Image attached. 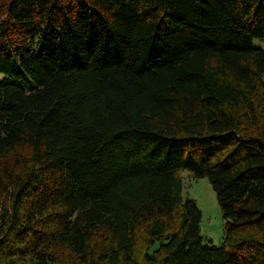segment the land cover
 <instances>
[{"label": "trees", "instance_id": "1", "mask_svg": "<svg viewBox=\"0 0 264 264\" xmlns=\"http://www.w3.org/2000/svg\"><path fill=\"white\" fill-rule=\"evenodd\" d=\"M256 38L264 0H0V264H264Z\"/></svg>", "mask_w": 264, "mask_h": 264}, {"label": "rangeland", "instance_id": "2", "mask_svg": "<svg viewBox=\"0 0 264 264\" xmlns=\"http://www.w3.org/2000/svg\"><path fill=\"white\" fill-rule=\"evenodd\" d=\"M254 44L264 49V38L254 39ZM4 74L0 72V78ZM21 86L29 92L34 88V83L29 77H24ZM180 176L184 181V195L193 198L196 201L200 211V234L204 241H211L215 245H221L224 237L223 218L216 194L212 189L208 178L194 179L187 171H180ZM18 264H25L17 261ZM54 264V263H46Z\"/></svg>", "mask_w": 264, "mask_h": 264}]
</instances>
